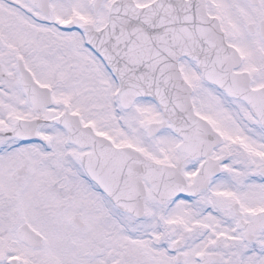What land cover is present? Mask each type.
<instances>
[{
	"label": "snow or ice",
	"instance_id": "obj_1",
	"mask_svg": "<svg viewBox=\"0 0 264 264\" xmlns=\"http://www.w3.org/2000/svg\"><path fill=\"white\" fill-rule=\"evenodd\" d=\"M0 264H264V0H0Z\"/></svg>",
	"mask_w": 264,
	"mask_h": 264
}]
</instances>
